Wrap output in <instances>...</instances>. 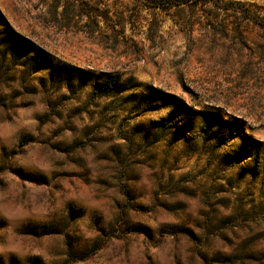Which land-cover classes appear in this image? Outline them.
<instances>
[{
    "label": "rangeland",
    "instance_id": "obj_1",
    "mask_svg": "<svg viewBox=\"0 0 264 264\" xmlns=\"http://www.w3.org/2000/svg\"><path fill=\"white\" fill-rule=\"evenodd\" d=\"M0 264H264V0H0Z\"/></svg>",
    "mask_w": 264,
    "mask_h": 264
}]
</instances>
